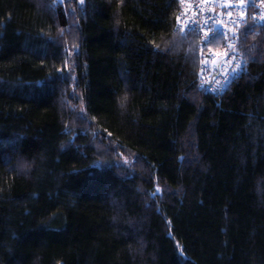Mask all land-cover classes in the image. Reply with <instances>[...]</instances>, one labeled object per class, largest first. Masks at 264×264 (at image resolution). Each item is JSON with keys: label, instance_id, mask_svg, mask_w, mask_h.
Here are the masks:
<instances>
[{"label": "trees", "instance_id": "16d2710c", "mask_svg": "<svg viewBox=\"0 0 264 264\" xmlns=\"http://www.w3.org/2000/svg\"><path fill=\"white\" fill-rule=\"evenodd\" d=\"M179 4L0 0V264H264V21L208 93Z\"/></svg>", "mask_w": 264, "mask_h": 264}, {"label": "built area", "instance_id": "2783aa9c", "mask_svg": "<svg viewBox=\"0 0 264 264\" xmlns=\"http://www.w3.org/2000/svg\"><path fill=\"white\" fill-rule=\"evenodd\" d=\"M180 1V9L183 15L181 18V26L186 25L188 21H196L201 26L211 25L217 28L219 32L228 31L231 35V29L237 27V32L245 26L249 20L257 23L263 22L260 19L264 16V3L261 0H245V4L241 7L236 0H184ZM245 12V19H239L240 12ZM231 12V17L228 13ZM222 25L227 26L221 27ZM203 38V33L199 32ZM236 45V40L232 41ZM214 52H219L220 56L214 55L208 51L207 47H203V51L199 52L200 66L198 72V85L201 89L208 93L219 94L223 92L234 77L240 75L246 69V61L237 51L235 53V60L225 59L223 56L227 45H221L214 48L210 45ZM231 52V49H227ZM215 61V63H213ZM236 64H240V68H236Z\"/></svg>", "mask_w": 264, "mask_h": 264}, {"label": "snow or ice", "instance_id": "6c2138e0", "mask_svg": "<svg viewBox=\"0 0 264 264\" xmlns=\"http://www.w3.org/2000/svg\"><path fill=\"white\" fill-rule=\"evenodd\" d=\"M79 4L83 5L85 0H78ZM184 0H181V3H183ZM237 4L239 6H243L245 4V0H236ZM261 3H264V0H261ZM229 17H231V12L228 13ZM245 12L241 11L240 12V17L239 19L243 21L245 19ZM260 19L264 20V16H261ZM177 24L179 25L181 23L180 17L178 16L176 18ZM221 27H227L225 25L221 24ZM238 27V26H237ZM237 27H233L231 29V35L228 34V31L224 32H219L217 28L212 27L211 25H205L201 26L199 23L196 21H188L186 25H182L180 27V32L183 33L186 37L188 31H199L203 33V39H202V45L203 47H207L209 52H212L216 56H220L219 52H214L213 49L210 47V45L213 43L214 40L217 42L220 39H223L227 41V49H231V52H229L227 49L224 51L223 56L227 60L231 58V60H235V53H236V45L232 43L233 40L238 39V32H237ZM63 30L61 29V32ZM201 51H203V48H201ZM215 63V61H213ZM240 64H236V68H240ZM58 71H63V69H58ZM128 100V95L125 93V95L122 97L120 106L121 108H124L126 106V102ZM109 135H111L109 133ZM162 189L159 187L156 189V192H160ZM152 195H155V192L152 193Z\"/></svg>", "mask_w": 264, "mask_h": 264}, {"label": "bare ground", "instance_id": "6f19581e", "mask_svg": "<svg viewBox=\"0 0 264 264\" xmlns=\"http://www.w3.org/2000/svg\"><path fill=\"white\" fill-rule=\"evenodd\" d=\"M181 15H183V13H182V10L180 9V4H179V10H178V12H177V17H178V16L180 17ZM180 20H181V18H180ZM181 23H182V21H181ZM181 23L178 25V24H177V21H176V24H177V25H176V28H177L178 30H179L180 27H181ZM179 31H180V30H179ZM189 32H193V31H188L187 33H189ZM195 33H197V34L199 35V33H198L197 31H195ZM199 37H200V39H201V43H202V39H203V38H202V36H200V35H199ZM219 41L224 42L223 45H225V46L227 45V41H225V40H223V39H220ZM219 41H218V42H219ZM218 42H217L216 40H214L213 43L211 44V46L214 47V48H217V47L221 46V45H217V47H216V46L214 45V44H217ZM236 48H237V45H236Z\"/></svg>", "mask_w": 264, "mask_h": 264}, {"label": "rangeland", "instance_id": "374dc122", "mask_svg": "<svg viewBox=\"0 0 264 264\" xmlns=\"http://www.w3.org/2000/svg\"><path fill=\"white\" fill-rule=\"evenodd\" d=\"M224 42H221V41H219L217 44H214L216 47H217V45H222ZM200 44L202 45V43H201V39H200Z\"/></svg>", "mask_w": 264, "mask_h": 264}]
</instances>
